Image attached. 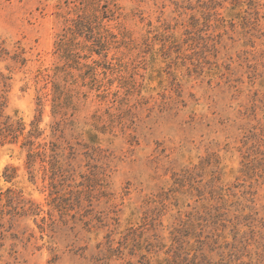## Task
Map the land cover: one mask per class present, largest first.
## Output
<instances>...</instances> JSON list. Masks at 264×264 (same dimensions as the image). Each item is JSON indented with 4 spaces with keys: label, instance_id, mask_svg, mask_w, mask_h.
<instances>
[{
    "label": "rangeland",
    "instance_id": "rangeland-1",
    "mask_svg": "<svg viewBox=\"0 0 264 264\" xmlns=\"http://www.w3.org/2000/svg\"><path fill=\"white\" fill-rule=\"evenodd\" d=\"M68 1L0 0L2 128L37 122L76 186L0 139V264H264V0H100L69 65Z\"/></svg>",
    "mask_w": 264,
    "mask_h": 264
},
{
    "label": "trees",
    "instance_id": "trees-1",
    "mask_svg": "<svg viewBox=\"0 0 264 264\" xmlns=\"http://www.w3.org/2000/svg\"><path fill=\"white\" fill-rule=\"evenodd\" d=\"M67 4L73 5V8H69L70 12L63 13L64 16L61 17L62 29L57 35L55 45L57 55L65 60L68 65L70 62L75 63L78 57L73 49L77 47L75 43L77 41H80L78 44L82 45L80 47L83 48V51L87 50L86 52L89 54L101 55L100 52L105 48L104 44L110 33L103 22H100L93 8L96 4H100V0H72L71 2L68 1ZM68 76V70L62 66L55 67L53 74L48 77L51 85L53 113L62 108L64 99L68 97L69 84L67 81L70 78ZM4 126L2 128L0 118V139L5 140L10 136H13L14 139L22 137L21 150L25 153V165L30 170L29 175L35 178L33 171L39 168L46 182V190L50 200L54 201L55 197L59 196L62 198L65 196L61 194L63 191L76 187L70 183L73 182V177L69 165L67 162L62 163L60 153L53 142L47 144L39 142L42 133L39 131L37 122H31L29 130L25 133V127L21 123H17V129H14L13 124H9V122H6ZM53 131L55 130L53 129ZM36 166L37 169L35 170Z\"/></svg>",
    "mask_w": 264,
    "mask_h": 264
}]
</instances>
